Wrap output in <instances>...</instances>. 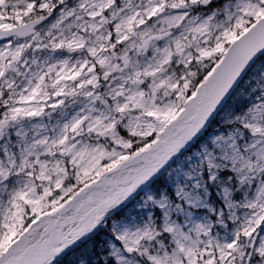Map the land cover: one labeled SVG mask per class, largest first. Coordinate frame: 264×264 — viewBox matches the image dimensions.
I'll return each mask as SVG.
<instances>
[{"label": "snow or ice", "instance_id": "1", "mask_svg": "<svg viewBox=\"0 0 264 264\" xmlns=\"http://www.w3.org/2000/svg\"><path fill=\"white\" fill-rule=\"evenodd\" d=\"M0 264H264V0H0Z\"/></svg>", "mask_w": 264, "mask_h": 264}]
</instances>
